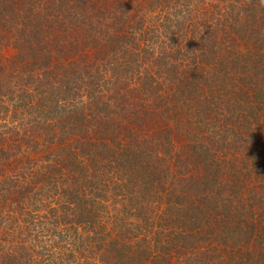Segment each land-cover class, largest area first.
<instances>
[{
  "label": "trees",
  "instance_id": "trees-1",
  "mask_svg": "<svg viewBox=\"0 0 264 264\" xmlns=\"http://www.w3.org/2000/svg\"><path fill=\"white\" fill-rule=\"evenodd\" d=\"M0 264H264V0H0Z\"/></svg>",
  "mask_w": 264,
  "mask_h": 264
}]
</instances>
